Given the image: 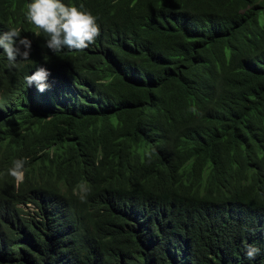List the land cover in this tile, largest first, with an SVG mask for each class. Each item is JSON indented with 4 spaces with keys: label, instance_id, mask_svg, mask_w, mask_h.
Listing matches in <instances>:
<instances>
[{
    "label": "trees",
    "instance_id": "obj_1",
    "mask_svg": "<svg viewBox=\"0 0 264 264\" xmlns=\"http://www.w3.org/2000/svg\"><path fill=\"white\" fill-rule=\"evenodd\" d=\"M30 2L0 0L32 41L0 49V264H264V0H62L100 36L58 53Z\"/></svg>",
    "mask_w": 264,
    "mask_h": 264
},
{
    "label": "clouds",
    "instance_id": "obj_2",
    "mask_svg": "<svg viewBox=\"0 0 264 264\" xmlns=\"http://www.w3.org/2000/svg\"><path fill=\"white\" fill-rule=\"evenodd\" d=\"M25 18L46 34L45 47L52 53H58L65 48L83 51L100 36L97 17L83 3L77 7L75 4H65L62 0H31L27 5ZM0 49L13 66H18V60L26 61L30 58L32 41L21 35L19 27H13L0 33ZM50 75L46 67L39 66L34 73L25 77V81L29 87L34 84L43 93L51 87L48 82ZM189 110L196 115H202L195 107ZM27 162V158L16 159L8 169V174L17 183L24 181ZM258 252V248L249 245L246 256L253 260Z\"/></svg>",
    "mask_w": 264,
    "mask_h": 264
},
{
    "label": "rangeland",
    "instance_id": "obj_3",
    "mask_svg": "<svg viewBox=\"0 0 264 264\" xmlns=\"http://www.w3.org/2000/svg\"><path fill=\"white\" fill-rule=\"evenodd\" d=\"M28 211H30V212H32V210L29 208V210Z\"/></svg>",
    "mask_w": 264,
    "mask_h": 264
}]
</instances>
